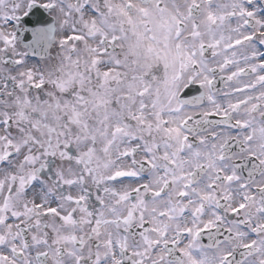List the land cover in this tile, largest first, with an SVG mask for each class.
Wrapping results in <instances>:
<instances>
[{
	"label": "snow or ice",
	"instance_id": "6c2138e0",
	"mask_svg": "<svg viewBox=\"0 0 264 264\" xmlns=\"http://www.w3.org/2000/svg\"><path fill=\"white\" fill-rule=\"evenodd\" d=\"M0 264H264V0H0Z\"/></svg>",
	"mask_w": 264,
	"mask_h": 264
}]
</instances>
